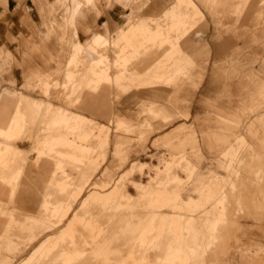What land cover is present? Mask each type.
Instances as JSON below:
<instances>
[{"label":"rangeland","instance_id":"obj_1","mask_svg":"<svg viewBox=\"0 0 264 264\" xmlns=\"http://www.w3.org/2000/svg\"><path fill=\"white\" fill-rule=\"evenodd\" d=\"M95 1L97 0L87 1L89 4L84 5L83 8H88ZM253 1L254 6L238 20L233 16H223L222 24L216 27L211 17L205 13L207 27L203 28L202 23L198 24V30L203 32V38L209 44L212 55L198 89L189 88L180 95V99L184 98L185 101L179 102L178 106L182 110H188L190 114L188 118L176 119L172 124L151 121L155 119L151 113H149L150 120L140 115L142 105L149 103L151 98L146 99L142 96L118 99L117 96L124 94L116 88L119 91L114 96L115 99L117 98L116 112L139 122L136 124L128 121L131 125L130 129H136L135 132L119 129L117 124L122 118H109L107 120V125L109 123L110 126H108L109 133L105 137L97 129H93V132H88V136L81 140L78 135L81 131L72 130L70 126L64 125V121L57 123L58 115L50 105L37 106L32 104L33 100H29V104L16 106L7 132L11 137L4 139L1 134L5 133L0 131L2 140L0 264L23 262V264H168L169 261H177L176 255L183 250L177 247V244L183 236V230L188 227L183 228V219L180 226H171L172 228L168 230L164 224L166 216L161 212L163 210L175 212L180 209L181 199L178 195L184 187L187 188L184 197L187 195L196 197L192 192L193 180L191 181L194 170L186 163L185 156H179L180 158L177 159L169 148L159 142L156 145L154 141L155 139L160 141L164 133L171 131L178 124L185 123L196 131L198 141L196 146L201 156L194 157V144L187 145L186 153L196 165L197 173L204 177L209 176L213 171L219 175L226 174L219 167L217 154L213 153L215 146L218 150L225 146L208 142L206 136L215 131L223 132L225 128L215 123L209 103H215L220 108L235 110L239 105L241 86L249 83L247 77H242V74L251 71L256 75H262L264 72V34L256 24L258 12L260 10L264 12V5L257 4L258 0ZM171 2L172 0H98L100 13L96 16L92 11L89 24L93 32L99 33H104V24H106L112 35L118 26L124 24L131 11L134 12L133 15L137 13L139 17H159L163 7H167ZM52 13L61 21H52L51 30H61L69 39L72 28L68 26L67 29H62L64 24L62 4L58 3ZM261 17H264V14ZM40 20L31 0H8L5 5L0 2V79L7 80L8 76L13 75V71L20 74L23 70L34 66L40 67L44 72H51L56 70L58 63L64 65L65 51L68 48L60 47L53 38L46 40L45 29L41 27ZM87 37L88 35L80 32L81 40ZM217 47H224L219 58L227 62L218 64L219 74L218 77H214L212 70ZM48 54L58 57L52 61L47 59ZM88 60V57L78 58L77 65L72 64L71 69L75 68L77 75L83 74V70H86L83 67L87 66ZM174 62V57L170 58L169 63ZM100 67L99 69H102L103 64ZM195 69L203 71V64L199 62ZM233 70H236L238 75L228 78L227 73H224ZM50 78L56 79L59 83L63 79L61 84L50 86V91L55 93L50 96V101L62 100L67 108L68 101L71 110L69 111L76 113V103L78 106L82 96L74 90L73 82L79 77L69 80L64 72V78L55 74ZM22 83L24 81L19 76L16 84L10 85L9 82L3 81L2 87L20 89ZM248 86L247 88L254 93L253 82L250 81ZM33 89L35 91H26V89L22 91L35 98H43L42 87L37 84ZM225 89L228 91V96H224ZM5 93L21 100L20 93L9 94L7 91ZM67 93L70 95L66 101ZM74 98L76 100L72 101ZM252 105L254 107L248 114L253 124L252 133L247 134V127L244 126L231 127V132L242 133L254 151L260 154L264 152V143L261 140L264 127L259 124L258 117L264 113V99L258 98ZM16 121L21 125L20 131L17 129ZM100 122L105 123L102 120ZM60 135L71 139L69 142L59 143L57 138ZM106 136L108 141L105 147L102 140ZM25 140L32 142L33 147L30 149V142H25L20 147L25 150L30 149V153L17 155L11 144ZM84 145L99 148L96 161H90V154L82 151L81 146L85 147ZM39 151L43 152L40 156ZM246 158L251 171L244 174L247 177L246 189L242 193L240 204H234L232 208L236 223L233 229L234 238L227 239L234 246L230 252V259L233 257L238 264H244L245 256H249V261H253V244L256 241L264 244V209L255 213L252 206L255 198L264 196V173L261 174L262 180L259 185H255L254 181L257 175L255 171L259 167L264 168V160L256 156ZM139 162L147 163V166L141 172L135 169L131 174L128 170L133 163L139 165ZM107 167L113 170V180L110 185L99 184L98 177L102 176ZM232 173L235 178L228 182L229 184L232 182L230 186L222 185L223 189L220 188L221 191H218L219 182L210 181L204 186V191L216 190L219 193L228 187L233 191V183L238 174ZM177 175L185 180L172 179ZM133 181L141 184L148 182L143 185L144 189H138ZM24 191L30 193V196L25 197ZM159 191L171 194L174 201L167 206L155 208L147 193ZM100 195H106L107 198L112 199V202L100 205ZM226 201L220 205L222 208L226 205ZM24 203L29 205H23ZM67 207H70L68 214L66 211L61 212L60 209ZM42 210L45 216L41 218ZM147 219L151 222L150 233L145 237L144 242H135L138 231ZM66 229H71L72 232L68 237L67 235L60 237L61 231ZM186 233L187 236H192L191 231ZM170 237H173V244H162L168 242ZM101 241L110 242L106 254H90L93 247ZM235 245L239 250L234 249ZM161 254L168 256V259L161 260L159 258Z\"/></svg>","mask_w":264,"mask_h":264},{"label":"crops","instance_id":"obj_2","mask_svg":"<svg viewBox=\"0 0 264 264\" xmlns=\"http://www.w3.org/2000/svg\"><path fill=\"white\" fill-rule=\"evenodd\" d=\"M0 2L5 5L8 3V0H0ZM31 2L41 19V27L45 29L46 40L49 41L53 38L60 47L63 48L64 46L68 48L67 50L65 49V63L62 66L58 63L56 70L51 72H44L40 67L34 66L23 70L20 74L13 71V75L8 76L7 80L3 78L0 79L1 133L9 131L11 117L16 110L17 103L20 101L17 98L8 96L5 91L9 92V94L20 93L21 99L28 98L38 103L41 101L43 104L52 107L67 109L64 101H50L49 97L55 95L52 90L50 91V86L61 84L63 81L62 79L59 83L56 79H51L50 77L55 74L58 76L61 75L62 78H64V72L69 80H73L76 76L79 77L73 84L75 85L74 90L80 93L79 96H82V100L79 102L78 106L76 103L75 110H78L77 112L81 116L92 119L98 124L109 126V123L107 125V120L116 117L122 118L120 121H125L127 123L130 121L139 124V122H135L132 117L124 116L116 112V99L124 97L126 99L139 98L142 96H145L144 98L146 99L151 98L149 103L142 105L143 109L140 112V115L144 116V118L147 117L149 120V113H151V116L155 118L151 121H160L163 124L171 122L172 124L176 119L188 118L190 116L188 110H182L178 106L179 102L185 101L184 98L180 99V95L182 93L184 94L189 88L193 90L198 89L204 78V71L209 63L212 51L207 41L203 38V32L198 30V25L186 30L181 28V24L184 20L181 9L183 6L187 5L185 0H172L167 7H163L159 17H139L137 13L133 15L134 12L131 11L130 16L127 17L124 24L118 26L114 32H112V35L106 24H104V33L92 31L89 24L90 14L92 11L96 16L100 13L97 0L88 8L82 7L72 20H70L73 24L69 22L71 25L70 28H72L69 39L61 30L52 31L50 27L52 21H61L59 17L52 13V10L58 6V3L62 4L64 20L66 19L67 7L62 0H31ZM191 2L202 14L200 23L203 24V28L207 27L205 13L211 17L214 25L217 27L222 24L223 16H233L238 20L244 13L249 11V8L254 6L253 0H191ZM256 3L264 5V0H258ZM262 14H264V12L260 10L258 12L256 24L259 25L260 30L264 34V17H261ZM65 23L64 21L62 27L64 30L69 26V24L67 25V23ZM64 25H66V27ZM61 26L60 24L59 27ZM80 32L88 35V37L81 40ZM98 37L104 40V44L101 43V45L97 47L96 39H98ZM158 45L163 46L161 47ZM79 47L81 48L80 50ZM223 48L224 47H217L214 52L216 58L212 70L214 77H218L219 74L218 64L220 62H227L219 58V55L223 53ZM93 49L96 50L93 52ZM76 50L79 51L77 52ZM98 52L99 54H97ZM86 54H88V56ZM6 56L9 55L6 54ZM46 57L49 60L55 61L58 55L53 57V55L48 54ZM85 57L89 58L86 66L87 68L84 66L83 69H86L83 70L84 73L77 75L78 72L76 73L75 68L71 69V66L74 63L77 64L78 58L85 59ZM173 57L175 62L171 64L169 61L170 58ZM101 58L102 60L104 58L105 60H103V63L107 64H105V74L107 75L105 77H98L97 79L96 76L99 75L100 71L95 67V63L101 60ZM199 62L203 64V71H196L195 69ZM43 63L47 65V62L44 60ZM121 66L124 68H121ZM89 68L92 71H90ZM123 69H125V71ZM224 73H227L228 78L236 76L237 74L236 70L231 72L224 71ZM19 76H21L24 81L20 89L2 87L3 81L9 82L10 85L16 84ZM242 77H247L249 83L250 81L253 82L255 92L252 93L251 90L247 88L249 87V83L247 85H242L239 90V105L235 110L231 108H220L215 103H209V107L212 109V115L215 117V123L225 127L223 128V132L215 131L206 134L208 142H214L217 146L218 144H223L225 146L221 150L216 149L217 147L215 146L213 151V153L217 154L216 158L219 167L224 170L226 173L225 175H219L213 171L209 173V176L204 177L197 173L196 165L191 161L188 153H186L187 145L194 144V157L201 156L199 148L196 146L198 142L196 131L185 123L178 124L171 131L164 133L160 141L156 139L154 141L155 144L159 142L162 146L169 148L177 159L180 158L179 156H185L186 163L190 164L194 170L191 181L193 180L192 192L196 194V197H192L191 195L184 197V193L187 192V188L184 187L179 195L177 194L181 199V204L179 205L180 209L175 212L173 210H169L168 212L163 210L161 212L162 214L181 215V217L184 218L183 228H186V226L188 227V229L186 228L183 230V236L180 237L179 243L177 244V247L183 250L176 255L177 261L174 264H238L233 257L230 259V252L234 246L227 241L228 238L229 240L234 238L233 229L236 227L232 208L234 204H240L242 193L246 189L247 177H245L244 174L247 171H251L246 157L256 156L264 160V152L260 154L255 152L252 145L242 133L237 134L231 132V127L244 126L247 127V134L250 135L252 133L251 127L253 124L248 114L254 107L252 103L258 98L264 99V72L262 75H256L249 71L248 73L242 74ZM95 83H98V87ZM37 84L39 87H42L41 94L43 98L41 99L25 93L26 91H35L33 87ZM94 86H96V90H94ZM116 88L122 91L124 95H120V97L117 96L115 99V94L119 92ZM23 89H26V91L23 92ZM126 92L128 93L125 94ZM224 93V96H228L227 89H225ZM69 95L68 93L66 94V101L69 99ZM75 100L76 98L72 101ZM66 104L69 109L70 103L67 101ZM163 117H165L164 120ZM100 120L105 123L100 122ZM258 122L264 127V113L258 117ZM139 128L141 130V126ZM261 140L264 143V135ZM0 142H2L1 139ZM25 142L30 141H17L16 143H12L11 146L29 154V150L33 145L32 142H30V149L25 150L20 147V145H23ZM233 142L234 144H232ZM139 163V165L133 163L128 171L131 174L135 172V169L141 172L147 166V163ZM112 172L113 170L107 167L102 176L98 178L111 184L113 180ZM232 172H234V175L238 174L237 179H235L233 183V191H231L230 187L224 190L226 193H217L216 190L204 191V186L210 181H233L235 177L233 178ZM263 173L264 168L262 167H259L255 171V174H257L254 180L255 185L261 183V174ZM185 178L187 179V176ZM172 179H177V181L185 180L178 175L176 177L173 176ZM147 182L141 184L140 182L133 181L138 189H144ZM224 194H226V196H224ZM28 196H30V193L25 192V197ZM224 198L227 201L223 209L221 206L217 205V201L218 199L223 201ZM23 205L29 204L24 203ZM252 206L255 213L262 211L264 209V196L262 195L260 198H255ZM218 207L219 209L221 208L220 211H218ZM215 224H217V232L212 233L211 228ZM186 231H191L192 236H187ZM211 240H213V242ZM167 243L173 244V237H170L168 242H163L162 244L165 245ZM253 248V261H249V256H245L244 258L242 257L245 261H243V263L264 264V244L256 241L253 244ZM234 249L239 250V247L235 245ZM171 256L172 254L170 257ZM156 258L157 257H155L154 260H156ZM159 258L161 260H167L168 256L161 254Z\"/></svg>","mask_w":264,"mask_h":264},{"label":"bare ground","instance_id":"obj_3","mask_svg":"<svg viewBox=\"0 0 264 264\" xmlns=\"http://www.w3.org/2000/svg\"><path fill=\"white\" fill-rule=\"evenodd\" d=\"M63 2H64V5L66 4V7H67V10H66V19L64 20L66 23H67V25L69 24V22L71 23V21L70 20H72V18L79 12V10H81V8L84 6V5H87V4H89L87 1H89V0H62ZM185 2H187V5L186 6H183L182 7V9H181V12H182V14H183V22H182V24H181V28L182 29H184V30H186V29H189V28H192L193 26H195L196 27V25H198L200 22H201V20H202V14H201V12L197 9V7L191 2V0H185ZM65 23V24H66ZM71 24H73V23H71ZM65 27H66V25H64ZM71 25L69 24V27H70ZM139 27H140V25H139ZM68 28V27H67ZM136 28H138V27H136ZM75 30V29H74ZM101 37V36H100ZM97 38V37H96ZM97 40V43H96V46L98 47L99 45H101V43L102 44H104V40L103 39H101V38H99L98 37V39H96ZM94 43V42H93ZM80 45V44H79ZM75 46V45H74ZM73 46V47H74ZM76 46H77V43H76ZM82 47V46H81ZM77 48V47H76ZM76 48H74V49H76ZM81 48L79 47V50H80ZM102 49V48H101ZM78 50V51H79ZM94 50H96V49H93V52H94ZM103 50V49H102ZM102 50H101V52H102ZM77 51V50H76ZM77 51V52H78ZM86 51V50H85ZM97 52V51H96ZM91 53V52H90ZM128 53V52H127ZM97 54H99V52L97 53ZM87 56H88V54H86ZM101 55V54H100ZM126 56V55H125ZM73 57V56H72ZM71 57V58H72ZM90 57V56H89ZM101 57H102V55H101ZM105 57H107V56H105ZM70 58V59H71ZM107 59V58H106ZM92 60V59H91ZM101 60H102V58H101ZM101 60H99V61H97L96 63H95V67L96 68H98L99 69V67L103 64V68L102 69H99V75L98 76H96L97 77V79H98V77H105L107 74H105V64L103 63V60H105L104 58H103V60L101 61ZM139 60V59H138ZM108 62V61H107ZM130 62V61H129ZM77 65V64H76ZM94 65V64H93ZM107 65V64H106ZM172 67V66H171ZM101 68V67H100ZM107 68V67H106ZM117 68V67H116ZM89 70H90V68H89ZM90 71H92V70H90ZM97 73V72H96ZM121 73V72H120ZM117 75V74H116ZM188 76V75H187ZM100 80V79H99ZM97 81V80H96ZM95 85H97V87H98V83H95ZM99 87H100V85H99ZM87 89V88H86ZM94 90H96V86H94ZM45 94H47V93H45ZM49 96V95H48ZM47 97V96H46ZM50 97V96H49ZM28 102V103H27ZM23 103H26V104H29V99L28 98H22L18 103H17V106H20V105H22ZM32 104H34V105H37V106H41L43 103L41 102V101H39V103L38 102H36V101H32ZM45 105V104H44ZM52 107V106H51ZM53 108V110H55L54 112H55V114H57L58 115V120H57V123H61L62 121H64V125H68L67 127H71V129L72 130H79V131H81V133L80 134H78L79 135V137H80V139L82 140V139H85L87 136H88V132H93V129H97L98 130V132L100 133V134H103L104 135V137H105V135H107L109 132H108V130H109V128H108V126H104V125H101V124H98V123H96L95 121H93L92 119H89V118H86V117H84V116H81L80 114H78V112H76V110H75V112L76 113H74V112H70L69 111V109L67 110V109H64V108H60V107H52ZM53 110H51V111H53ZM50 111V112H51ZM78 111V110H77ZM52 113V112H51ZM54 114V115H55ZM154 114V113H153ZM18 119V118H17ZM165 119V117H163V120ZM167 119V118H166ZM19 121V120H18ZM18 121H16L17 123H15L16 124V126H17V129H18V131H20V129H21V125L19 124V122ZM54 122V121H53ZM53 124V123H52ZM55 125V124H54ZM56 126V125H55ZM58 126H60V125H58ZM117 126L119 127V129H121V130H124V131H128V132H131V133H133V132H135V130L136 129H133V130H131L130 128H131V125L129 124V123H127V122H125V121H120L118 124H117ZM52 127H54V126H52ZM110 127V126H109ZM66 128V127H65ZM138 130V129H137ZM17 131V132H18ZM1 136L4 138V139H8V137L10 136L7 132L5 133V134H1ZM73 136H74V134H73ZM98 137H100L99 135H97ZM11 137V136H10ZM77 138V137H76ZM103 138V137H102ZM59 139V143L61 142V141H63L64 143H66V142H69V140L71 139V138H68V137H66V136H58V138H57V140ZM56 140V139H55ZM73 140V139H72ZM103 142L102 143H105V147H106V143H107V136H106V138L104 139V140H102ZM44 143V142H43ZM7 144V143H6ZM47 144V143H46ZM45 144V145H46ZM39 145H41V144H39ZM1 146H2V142H0V148H1ZM43 146H44V144H43ZM85 146V145H84ZM81 148H82V151H85V152H88L89 154H90V158H89V160L90 161H96V159H97V157L99 156L98 154H99V148L98 149H95V147H92V146H85V147H83V146H81ZM13 151L17 154V155H23V154H25V153H27V152H25V151H22V150H19L18 148H13ZM0 152H1V150H0ZM29 152V151H28ZM8 153H9V151H8ZM7 153V154H8ZM1 154V153H0ZM28 154V153H27ZM39 156L40 155H42L43 154V152L41 151H39ZM5 157H6V154H5ZM42 157V156H41ZM104 160V159H103ZM2 161V160H1ZM37 161H39V158H38V160ZM105 162V161H104ZM38 163V162H37ZM36 163V164H37ZM98 164V163H97ZM101 168V167H100ZM97 170V169H96ZM100 180V183L99 184H105V185H110L109 183H106L104 180H101V179H99ZM232 180V179H231ZM219 182V190H220V188H222V185H229L230 186V184L232 183V182H230V184L228 183L229 181L228 180H222V181H218ZM228 183V184H227ZM223 189V188H222ZM218 190V191H219ZM221 191V190H220ZM223 191V190H222ZM223 192H225V191H223ZM219 193H221V192H219ZM226 193V192H225ZM67 195V194H66ZM147 197L150 199V201H151V203H153L152 204V206H155V208L156 207H164V206H167V205H169L171 202H173L174 201V198H173V196L171 195V194H169V193H164V192H161V191H159V192H156V193H147ZM222 195V194H221ZM101 197H100V201H99V203H100V205H104V204H108V203H110V202H112V199L111 198H107L106 197V195H100ZM224 196H226V194H224ZM224 201H225V198H224V200L222 201L221 199L219 200L218 199V201H217V205L218 206H220V205H223L224 204ZM47 202V201H46ZM43 203H44V201H43ZM20 204V203H19ZM48 203H46V205H47ZM45 205V204H44ZM52 205H53V203H52ZM218 209H219V207H218ZM221 209V208H220ZM220 209L218 210V211H220ZM224 209V208H223ZM222 209V210H223ZM61 210V212H63V211H66V214H68V212H69V210H70V207H67V208H65V209H60ZM42 212V213H41ZM40 216H41V218L42 217H44L45 216V213H43V210L42 211H40ZM221 213V212H220ZM166 217H165V222L166 223H164V224H166V227H167V229L168 230H170V228H172L171 226H173V227H175V226H180V224H181V221L184 219L183 217H181V215L180 216H177V215H175V214H164ZM37 216V215H36ZM219 217V216H218ZM35 218V217H34ZM39 220H41V219H39ZM217 220H218V218H217ZM43 221V220H42ZM138 223V222H137ZM216 223H218V222H216ZM120 224V223H119ZM71 226V225H70ZM57 227V226H56ZM150 227H151V222L150 221H147L145 224H144V226L138 231V233H137V235H136V239H135V242H144L145 240V237L150 233ZM217 224H215L212 228H211V231H212V233H216L217 232ZM132 230V229H131ZM70 232H72L71 231V229L69 230H62L61 231V233H60V237H64V236H66L67 235V237H68V234H70ZM127 235V234H126ZM213 235V234H212ZM131 236V235H130ZM215 236V235H214ZM129 237V236H128ZM97 238V237H96ZM212 238V237H211ZM214 239V238H213ZM131 240V239H130ZM121 241V240H120ZM125 241V240H124ZM124 241H122V243L124 242ZM212 242H213V240H211ZM127 242H128V240H127ZM126 242V243H127ZM134 242V243H135ZM110 245V242H108V241H101V242H98L97 244H96V246L95 247H93V249L91 250V252H90V254H92V255H105L106 254V252H107V249H108V246ZM122 247V246H121ZM121 247H120V250H121ZM123 248V247H122ZM34 252V251H33ZM31 255H33V254H31ZM30 258V257H29ZM27 260V259H26ZM105 261V260H104ZM200 262H203V261H200ZM24 263V262H23ZM22 263V264H23ZM134 263V262H133ZM175 262H173V261H169V263L168 264H174Z\"/></svg>","mask_w":264,"mask_h":264}]
</instances>
